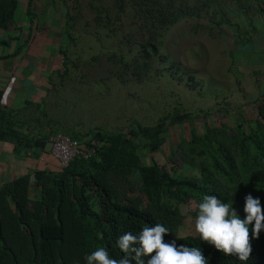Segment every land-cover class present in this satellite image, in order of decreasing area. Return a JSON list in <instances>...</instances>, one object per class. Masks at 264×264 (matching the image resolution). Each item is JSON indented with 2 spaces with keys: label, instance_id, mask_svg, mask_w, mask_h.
<instances>
[{
  "label": "trees",
  "instance_id": "trees-1",
  "mask_svg": "<svg viewBox=\"0 0 264 264\" xmlns=\"http://www.w3.org/2000/svg\"><path fill=\"white\" fill-rule=\"evenodd\" d=\"M211 4L217 6L219 0H112L106 6H90L97 28L108 31L109 38L119 36L118 44L127 49L110 59L125 70L136 65L147 72L165 31L185 18L207 13ZM258 4L262 6L264 0ZM18 7L19 0H0V29L7 31L16 22ZM65 36L70 42V33ZM20 41L10 35L0 39V60L18 56L28 39ZM61 54L63 65H69L67 53ZM2 94L0 90V141L13 143L17 154L37 155L54 132L32 135L18 127ZM188 117L176 114L170 126L186 123ZM166 129L163 122H134L131 133L155 150L163 145ZM230 130L211 124L202 135L195 129L188 131L187 149L179 151L190 165L201 158L200 175L168 169L153 159L144 165L140 146L123 131L72 136L84 151H93L89 158L79 155L60 171L37 169L0 186V264H84V253L97 246L119 259L123 253L115 245L116 237L149 223L169 229L165 241L199 247L207 264H264V230L252 238L251 225L252 250L246 261L225 255L197 234L178 235L185 223L183 205L190 200L198 204L204 194L232 200L235 208L234 201L243 205V197L251 193L260 198L264 213V102L257 106L255 125L242 121L234 133ZM175 154L171 150V157ZM238 214L243 218L242 211Z\"/></svg>",
  "mask_w": 264,
  "mask_h": 264
},
{
  "label": "rangeland",
  "instance_id": "rangeland-1",
  "mask_svg": "<svg viewBox=\"0 0 264 264\" xmlns=\"http://www.w3.org/2000/svg\"><path fill=\"white\" fill-rule=\"evenodd\" d=\"M26 2L19 0L15 16V23L22 25L10 23L7 31L0 29V38L25 34L30 18L23 10ZM111 2L31 1L35 19L27 45L17 58L0 61V70H28L34 66L26 57L30 55L40 58L37 65L44 67V75L43 71L20 75L24 89L23 99L16 101L13 110L16 125L32 135L60 131L82 137L123 131L140 146L144 165L153 159L168 169L200 175L201 158L192 167L179 151L187 149L188 131L195 129L202 135L212 124L226 125L234 133L242 121L256 124L257 106L264 102V4L219 0L207 13L179 21L165 31L159 46L157 57L169 59L159 62L155 57L152 69L142 72L144 66L125 70L110 59L118 50L127 49L118 44L119 36L109 38L108 31L93 21L90 5ZM22 38L26 40L25 35ZM61 51L67 53V66ZM34 81L38 86L32 87ZM176 114L190 116L186 123L170 126ZM134 122H163L167 128L163 145L155 150L146 147L131 133ZM171 150H176L173 157ZM196 205L194 200L183 205L186 217L178 235L196 234ZM234 206L242 211V201H234Z\"/></svg>",
  "mask_w": 264,
  "mask_h": 264
},
{
  "label": "clouds",
  "instance_id": "clouds-1",
  "mask_svg": "<svg viewBox=\"0 0 264 264\" xmlns=\"http://www.w3.org/2000/svg\"><path fill=\"white\" fill-rule=\"evenodd\" d=\"M243 218L233 207V201L224 202L217 195L204 194L196 205L194 231L225 255L246 261L251 252L249 226L252 238L264 230V213L260 198L251 193L243 197ZM169 229L161 223H149L133 233L125 231L115 239L123 255L116 259L103 246L85 252L84 264H207L199 247L177 244L175 239L165 241Z\"/></svg>",
  "mask_w": 264,
  "mask_h": 264
},
{
  "label": "crops",
  "instance_id": "crops-1",
  "mask_svg": "<svg viewBox=\"0 0 264 264\" xmlns=\"http://www.w3.org/2000/svg\"><path fill=\"white\" fill-rule=\"evenodd\" d=\"M31 1L32 0H27V2L23 5V10L30 17L28 23L25 24V27L28 29H24V35L26 36V40L28 39L29 34L32 31L33 22L35 19V15L30 10ZM16 24L19 27L22 25V23L19 24L18 22ZM24 35L20 36L21 44L25 41L23 40L24 38H22ZM7 36L0 39H6ZM18 56L12 58H17ZM26 57L29 60L31 59L34 64V66L32 67H28V70L25 67L24 70H17L15 72L11 71V69L0 70V90L3 93L2 96L4 98L5 103L9 108L13 110L17 107L16 101L23 99L20 96L24 89L21 86L23 80L21 79L20 75H23L24 77V73L28 71H32L34 73H42V71L44 70V67L40 68V66L37 65L40 61V58H36L30 55ZM12 58L10 57L6 60L0 61H7ZM44 72L45 71H43L42 73L43 75ZM34 83L35 84H32V87L35 85L38 86V83L36 81H34ZM25 98L26 96H24V99ZM50 148L51 146L48 142V144L43 150L38 151L37 155L30 154L26 156L15 153L13 143L7 141H0V186H2L4 183L12 181L18 176L30 174L37 169H47L52 171L62 170L63 167L59 164L60 162L51 154Z\"/></svg>",
  "mask_w": 264,
  "mask_h": 264
},
{
  "label": "built area",
  "instance_id": "built-area-1",
  "mask_svg": "<svg viewBox=\"0 0 264 264\" xmlns=\"http://www.w3.org/2000/svg\"><path fill=\"white\" fill-rule=\"evenodd\" d=\"M50 152L60 162L62 167L67 166L75 157L83 155L89 158L93 153L84 151L79 140L64 132H54L49 137Z\"/></svg>",
  "mask_w": 264,
  "mask_h": 264
}]
</instances>
